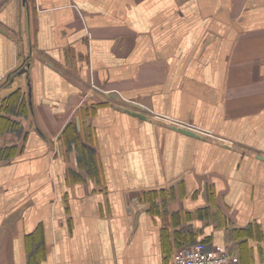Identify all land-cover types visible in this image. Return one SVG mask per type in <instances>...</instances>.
Segmentation results:
<instances>
[{"label":"crops","instance_id":"0c3cea01","mask_svg":"<svg viewBox=\"0 0 264 264\" xmlns=\"http://www.w3.org/2000/svg\"><path fill=\"white\" fill-rule=\"evenodd\" d=\"M19 87L0 264H264V0H0V102Z\"/></svg>","mask_w":264,"mask_h":264},{"label":"built area","instance_id":"2783aa9c","mask_svg":"<svg viewBox=\"0 0 264 264\" xmlns=\"http://www.w3.org/2000/svg\"><path fill=\"white\" fill-rule=\"evenodd\" d=\"M190 127L191 126H185ZM173 264H242L237 255L226 248L207 250L203 244H195L177 250L173 255Z\"/></svg>","mask_w":264,"mask_h":264},{"label":"trees","instance_id":"16d2710c","mask_svg":"<svg viewBox=\"0 0 264 264\" xmlns=\"http://www.w3.org/2000/svg\"><path fill=\"white\" fill-rule=\"evenodd\" d=\"M24 65L25 63H22V65L18 67V69L12 71V73L9 75V78L6 80L5 83L12 80V77H14L16 73L22 67H24ZM25 98H26V95L24 94V91L19 87L1 99V102H0V132H2L3 130H7L8 128L14 129V128L19 127L20 123L16 120H12L5 113L15 110L21 114H28L30 111V106H29L28 101ZM8 149H12V148H2L0 146V157L7 156L8 154H10L11 150L10 152H8Z\"/></svg>","mask_w":264,"mask_h":264},{"label":"water","instance_id":"95a60500","mask_svg":"<svg viewBox=\"0 0 264 264\" xmlns=\"http://www.w3.org/2000/svg\"><path fill=\"white\" fill-rule=\"evenodd\" d=\"M27 69V67H22L18 73H23L25 72ZM113 96H116L115 93L112 94ZM129 103V102H128ZM131 105L137 107L140 111H132L131 109H127L128 112L136 115V116H139V117H142V118H146L147 115L145 114L146 112H148V108L140 103H132ZM174 129L182 132V133H185L187 135H191V136H196V137H200L201 134H199L198 132L194 131L193 129H190V128H187V127H180V126H174L173 127Z\"/></svg>","mask_w":264,"mask_h":264}]
</instances>
